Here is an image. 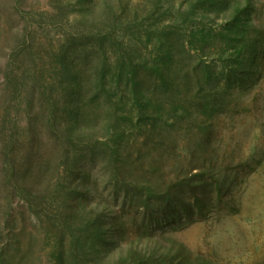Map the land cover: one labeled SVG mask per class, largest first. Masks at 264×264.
Instances as JSON below:
<instances>
[{"label": "rangeland", "instance_id": "obj_1", "mask_svg": "<svg viewBox=\"0 0 264 264\" xmlns=\"http://www.w3.org/2000/svg\"><path fill=\"white\" fill-rule=\"evenodd\" d=\"M11 58L60 103L71 70L75 105L96 127L121 128L137 177L165 187L204 170L212 186L225 184L220 206L151 222L150 238L129 235L110 259L155 246L181 248L196 264H264V0H0V121L14 109ZM18 119L24 127L22 110ZM90 169L119 209L109 169ZM40 225L14 199L0 222V264H55L54 234Z\"/></svg>", "mask_w": 264, "mask_h": 264}, {"label": "trees", "instance_id": "obj_2", "mask_svg": "<svg viewBox=\"0 0 264 264\" xmlns=\"http://www.w3.org/2000/svg\"><path fill=\"white\" fill-rule=\"evenodd\" d=\"M14 64L17 61L11 58L9 69ZM14 70L16 74H5L14 109L6 110L0 121V222L14 199L22 201L40 228L54 234L55 264H196L181 248L160 252L155 246H130L115 260L108 253L129 235L150 238L154 233L148 227L151 222L158 225L161 219L190 217L220 206L224 182L212 186L200 170L191 179L153 186L130 170L129 159L122 153L121 128L108 129L107 121L96 127L92 115L75 105L76 75L71 70L65 103L54 97L51 85L45 86L19 63ZM33 96H41L46 105L36 107ZM21 110L26 121L22 128ZM107 129L110 137L99 144V132ZM206 139L201 138V146H206ZM95 163L109 169L115 195L122 193L117 210L102 199L96 179L91 178ZM91 195L96 201L93 208Z\"/></svg>", "mask_w": 264, "mask_h": 264}]
</instances>
